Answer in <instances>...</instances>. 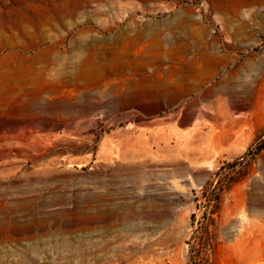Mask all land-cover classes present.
<instances>
[{
    "label": "rangeland",
    "instance_id": "1",
    "mask_svg": "<svg viewBox=\"0 0 264 264\" xmlns=\"http://www.w3.org/2000/svg\"><path fill=\"white\" fill-rule=\"evenodd\" d=\"M194 263L264 264V0H0V264Z\"/></svg>",
    "mask_w": 264,
    "mask_h": 264
},
{
    "label": "bare ground",
    "instance_id": "2",
    "mask_svg": "<svg viewBox=\"0 0 264 264\" xmlns=\"http://www.w3.org/2000/svg\"><path fill=\"white\" fill-rule=\"evenodd\" d=\"M55 91V90H54ZM55 95V94H54ZM51 96V95H50Z\"/></svg>",
    "mask_w": 264,
    "mask_h": 264
},
{
    "label": "trees",
    "instance_id": "3",
    "mask_svg": "<svg viewBox=\"0 0 264 264\" xmlns=\"http://www.w3.org/2000/svg\"><path fill=\"white\" fill-rule=\"evenodd\" d=\"M260 148H261V147H260ZM260 148H259V149H260ZM194 264H195V263H194Z\"/></svg>",
    "mask_w": 264,
    "mask_h": 264
}]
</instances>
